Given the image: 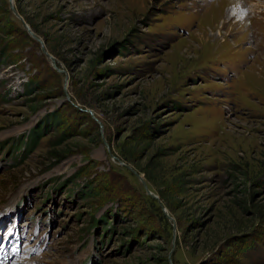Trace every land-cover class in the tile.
<instances>
[{"label": "rangeland", "instance_id": "374dc122", "mask_svg": "<svg viewBox=\"0 0 264 264\" xmlns=\"http://www.w3.org/2000/svg\"><path fill=\"white\" fill-rule=\"evenodd\" d=\"M10 2L0 264H264V0Z\"/></svg>", "mask_w": 264, "mask_h": 264}, {"label": "water", "instance_id": "95a60500", "mask_svg": "<svg viewBox=\"0 0 264 264\" xmlns=\"http://www.w3.org/2000/svg\"><path fill=\"white\" fill-rule=\"evenodd\" d=\"M10 6H11L12 9H14V6H13V3H12V0H11V2H10ZM25 27H27V26L25 25ZM27 28H28V27H27ZM51 61H52L53 64L55 63V61L53 60L52 57H51ZM153 196H154V195H153Z\"/></svg>", "mask_w": 264, "mask_h": 264}]
</instances>
